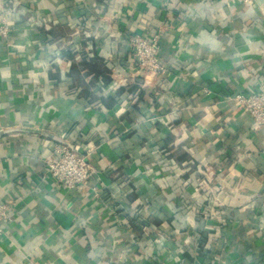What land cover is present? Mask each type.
Instances as JSON below:
<instances>
[{
  "label": "clouds",
  "instance_id": "9594fccd",
  "mask_svg": "<svg viewBox=\"0 0 264 264\" xmlns=\"http://www.w3.org/2000/svg\"><path fill=\"white\" fill-rule=\"evenodd\" d=\"M0 264H264V0H0Z\"/></svg>",
  "mask_w": 264,
  "mask_h": 264
}]
</instances>
